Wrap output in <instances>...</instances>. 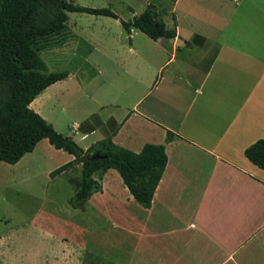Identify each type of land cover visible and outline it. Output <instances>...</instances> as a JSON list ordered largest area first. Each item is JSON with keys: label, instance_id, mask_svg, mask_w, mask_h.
Returning a JSON list of instances; mask_svg holds the SVG:
<instances>
[{"label": "crops", "instance_id": "0c3cea01", "mask_svg": "<svg viewBox=\"0 0 264 264\" xmlns=\"http://www.w3.org/2000/svg\"><path fill=\"white\" fill-rule=\"evenodd\" d=\"M167 7L146 0L143 10L175 30L171 39L103 27V74L111 62L114 83L97 107H76L79 118L59 132L79 135L82 149L106 137L132 152L163 146L165 165L147 207L113 169L115 182L100 184L110 193L106 205L117 209L115 217L106 211V221L128 252L117 264H264V169L243 155L264 137V0H171ZM66 73L29 104L54 129L40 95L71 90L76 77ZM65 154L63 164L73 159Z\"/></svg>", "mask_w": 264, "mask_h": 264}, {"label": "rangeland", "instance_id": "374dc122", "mask_svg": "<svg viewBox=\"0 0 264 264\" xmlns=\"http://www.w3.org/2000/svg\"><path fill=\"white\" fill-rule=\"evenodd\" d=\"M68 1L80 6L109 8L123 21L140 13L146 2ZM148 1L164 11L171 2ZM67 17L62 43L40 53L47 70L70 72L76 77L69 78L67 88L71 87V90L67 93L59 95L50 88L40 95L41 112L46 114L47 120L56 122L58 131L54 130L58 133L63 132L67 120L79 118L76 107L87 105L93 108L97 107L95 101L103 102V89L110 90L114 83L111 62L106 63L110 75L103 74V27L112 32L123 29L119 19L112 17L83 12H67ZM164 19L168 21L167 16ZM125 43L128 44L127 40ZM59 48L62 50L58 51ZM74 80L81 82V89L72 86ZM61 107H64L62 114ZM97 135L98 132L90 135L86 141ZM71 137L77 144H84L79 135ZM64 156V152L42 140L16 164L0 161V264H117L121 257L127 256L128 252L120 250L117 229L111 228L106 221V211L115 217L117 209L113 202L106 205L110 193L100 185L104 181L115 182L113 172L102 169L94 173L99 190L93 192L86 202L73 207L71 199L76 190L80 164L66 167L64 170L68 172L63 176L59 173L49 176L51 170L63 164Z\"/></svg>", "mask_w": 264, "mask_h": 264}, {"label": "trees", "instance_id": "16d2710c", "mask_svg": "<svg viewBox=\"0 0 264 264\" xmlns=\"http://www.w3.org/2000/svg\"><path fill=\"white\" fill-rule=\"evenodd\" d=\"M67 12L119 19L109 8L80 6L68 0H0V161L15 164L37 142L46 139L54 149L73 156L51 170L49 176L80 164L73 207L99 190L93 174L102 169L115 170L131 197L147 207L165 165L161 144L144 143L138 152H132L106 137L82 149L29 107L47 86L67 75L65 71H48L40 56L62 43ZM119 22L125 31L134 28L154 41L175 36L174 29L153 19L147 10ZM94 153L104 157L90 159ZM243 155L264 169V137L248 145Z\"/></svg>", "mask_w": 264, "mask_h": 264}, {"label": "water", "instance_id": "95a60500", "mask_svg": "<svg viewBox=\"0 0 264 264\" xmlns=\"http://www.w3.org/2000/svg\"><path fill=\"white\" fill-rule=\"evenodd\" d=\"M104 156H100L97 153H94L90 156V159H96V158H103Z\"/></svg>", "mask_w": 264, "mask_h": 264}]
</instances>
